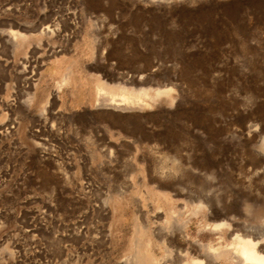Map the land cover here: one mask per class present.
<instances>
[{"label": "rangeland", "instance_id": "1", "mask_svg": "<svg viewBox=\"0 0 264 264\" xmlns=\"http://www.w3.org/2000/svg\"><path fill=\"white\" fill-rule=\"evenodd\" d=\"M98 80L170 95L119 111ZM263 138L264 0H0V264H123L173 217L260 232Z\"/></svg>", "mask_w": 264, "mask_h": 264}, {"label": "bare ground", "instance_id": "2", "mask_svg": "<svg viewBox=\"0 0 264 264\" xmlns=\"http://www.w3.org/2000/svg\"><path fill=\"white\" fill-rule=\"evenodd\" d=\"M48 31H50L48 27H45L43 30V32ZM8 32L9 31H7V33ZM23 38L24 34L18 31H10L8 34V39L10 40L12 46L16 44L17 39L21 40ZM65 83L66 77L64 76L62 78V82L56 85V89H59V87L65 85ZM127 89L128 88L125 86H120L119 84L108 85V83L106 84L105 82L98 80L96 82V101H98V104L100 103L108 108L119 111H129L135 107H145L148 104L146 100L147 96L155 97L159 94H165L167 96L170 95L169 88L156 87L152 93H150L147 89H140L135 92ZM100 95H102V97H99ZM103 95L107 96L104 98ZM260 149L261 150L259 151H254L253 156L257 160L262 161L264 160V138L260 145ZM174 167H177V170L179 169L178 164ZM164 171L165 170L160 167V178H164V176L167 175ZM252 173L264 174V166H262L261 169L255 168L252 170ZM255 174H253V176ZM260 177L262 178V176ZM201 188L202 186L200 187V190ZM198 189L199 188L197 187V190ZM197 190L195 192L196 194L198 193ZM202 190H204V187ZM205 190L202 191L203 194L204 192L207 193ZM189 191H191V189ZM208 193L203 196L200 195L201 197L195 194V197L197 196L196 200L195 198L191 199L195 201V203L191 204V215L194 216L200 213L204 219L210 216L218 215V213H216L218 210L215 209L217 208L215 207L216 204L212 203ZM212 195L213 194H211V196ZM215 195H213V197ZM190 198L192 197L190 196ZM213 200L215 201V199ZM216 201H218V199H216ZM188 205L190 204L188 203ZM228 208L227 210H230ZM184 210L186 211L185 207ZM177 211L179 212V210ZM223 215L226 216V214ZM137 222H139V220ZM190 222L191 216L188 218L185 217L184 219H175V217H173L172 223L169 221V223L166 222L163 225H158L156 228L154 227V230L148 229L145 226L140 227L138 225L140 227H138V236L135 238L133 247L130 244L131 248H133V252L129 254L130 256L127 254V258L125 257L127 261L123 264H264V228L262 231L260 230V232H257L258 230L255 232L246 227L244 224H238V222H235L230 216L219 222H213L210 224L208 222V224L206 222L204 224L199 223L200 227L197 231L198 236L192 238L188 233ZM203 230H208L215 234V242L201 241L199 235ZM155 246L157 248H162L166 253L158 257L152 251Z\"/></svg>", "mask_w": 264, "mask_h": 264}]
</instances>
